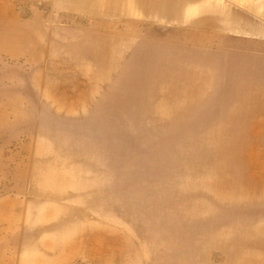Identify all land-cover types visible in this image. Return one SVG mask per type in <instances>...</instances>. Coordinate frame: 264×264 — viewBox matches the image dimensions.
I'll return each mask as SVG.
<instances>
[{
  "label": "rangeland",
  "instance_id": "obj_1",
  "mask_svg": "<svg viewBox=\"0 0 264 264\" xmlns=\"http://www.w3.org/2000/svg\"><path fill=\"white\" fill-rule=\"evenodd\" d=\"M0 200L13 264H264V0H0Z\"/></svg>",
  "mask_w": 264,
  "mask_h": 264
},
{
  "label": "crops",
  "instance_id": "obj_2",
  "mask_svg": "<svg viewBox=\"0 0 264 264\" xmlns=\"http://www.w3.org/2000/svg\"><path fill=\"white\" fill-rule=\"evenodd\" d=\"M8 207V217L0 216V219L6 223L7 219L11 216V205L6 200H0V208ZM26 245L25 242L12 240V238L0 236V264H13V256H18L21 258L23 255L24 246Z\"/></svg>",
  "mask_w": 264,
  "mask_h": 264
},
{
  "label": "bare ground",
  "instance_id": "obj_3",
  "mask_svg": "<svg viewBox=\"0 0 264 264\" xmlns=\"http://www.w3.org/2000/svg\"><path fill=\"white\" fill-rule=\"evenodd\" d=\"M24 239V238H23ZM53 240V239H52ZM24 241V240H23ZM52 242V241H51ZM50 243V242H49ZM56 244H58V243H56ZM55 245V244H54ZM48 262V261H47Z\"/></svg>",
  "mask_w": 264,
  "mask_h": 264
}]
</instances>
